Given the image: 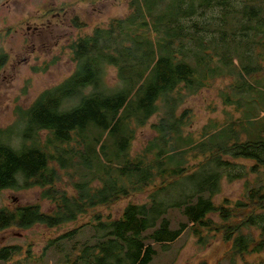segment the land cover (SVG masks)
Returning a JSON list of instances; mask_svg holds the SVG:
<instances>
[{
	"label": "trees",
	"instance_id": "trees-1",
	"mask_svg": "<svg viewBox=\"0 0 264 264\" xmlns=\"http://www.w3.org/2000/svg\"><path fill=\"white\" fill-rule=\"evenodd\" d=\"M236 1L129 0L126 16L69 42L74 70L16 112L19 145L0 133V190L39 186L52 209L36 203L0 207V230L58 227L90 212V220L48 241L46 247L56 245L84 226L93 231L92 242L66 249L56 264H151L153 243H169L187 227L201 245L221 236L234 262L264 252V182L245 187L240 199L213 200L222 178L233 181L264 169V126L249 129L264 123V115L244 114L239 124L208 123L198 137L183 131L191 123L189 109L181 108L184 97L203 85L196 73L233 75L224 102L240 108L231 92L250 90L248 77L259 69L251 37L243 45L244 62L234 63L249 29L263 39L258 55L264 61V7L245 2L239 8ZM214 8L218 15L201 18ZM107 65L116 69L112 87L103 80ZM88 86L92 90L84 93ZM157 113L154 135L132 153L136 128ZM239 159L252 164L246 168ZM58 170L66 172L70 189L54 184L62 178ZM138 193H146L145 200L127 202L118 216L98 209ZM171 209L185 217L175 228L166 216ZM16 250L0 246V261Z\"/></svg>",
	"mask_w": 264,
	"mask_h": 264
},
{
	"label": "rangeland",
	"instance_id": "rangeland-1",
	"mask_svg": "<svg viewBox=\"0 0 264 264\" xmlns=\"http://www.w3.org/2000/svg\"><path fill=\"white\" fill-rule=\"evenodd\" d=\"M129 0H0V48L8 54V61L0 70V133L2 140L13 147H17L20 138V125L17 121L18 108L27 107L37 94L64 79L75 68L72 61L69 42L79 36L90 34L94 27H107L113 18L126 16L130 8ZM237 1H239L237 3ZM236 5L241 8L243 3L250 2L254 6L263 8L264 0H237ZM48 10L59 11V16L54 18L46 28L33 30L32 26L42 18L41 13ZM219 9H207L204 17L218 15ZM235 15V14H234ZM262 15V13H261ZM237 21L243 20L235 15ZM51 16H49L50 18ZM45 19V18H44ZM43 19V20H44ZM229 20H233L229 18ZM75 22H78L76 25ZM256 19H251L249 24L253 26ZM264 31V26L261 25ZM264 33V32H263ZM248 36L241 39L242 46L234 55V63L237 60L244 62V43L253 38V63L259 69L251 73L248 79L253 87L243 93L231 92L232 103L224 102V94L227 86L234 82L235 77L229 74H211L206 78L196 76L203 82L201 88L193 93L187 92L181 108L186 107L191 113V123L183 128L184 132H191L198 137L201 128L205 124H219L221 122L242 121L244 114H249L254 119L255 115H264V61L258 55L261 51L258 40H263L253 29H249ZM44 42V44H42ZM239 42V43H240ZM240 45V44H239ZM24 58V59H23ZM103 80L108 87L117 82L116 69L112 66L104 67ZM92 87H86L83 92H90ZM160 116L159 113L152 116L147 122L136 128L135 138L132 141L131 151L135 153L141 149L144 143L154 135L151 123ZM244 120V119H243ZM255 122V121H253ZM254 129H261L263 122L255 123ZM44 131H39V140L44 142ZM27 142V140H26ZM50 151V148H49ZM239 163L249 168L252 160L239 159ZM52 163H54L52 161ZM59 181L54 184L57 187L70 189L71 185L66 172L63 170ZM74 176V175H72ZM264 182V169L258 172H249L247 176L227 181L222 178L220 190L213 197L215 203L224 198L230 200L240 199L245 187L255 186ZM39 186L27 188H4L0 190V207L12 208L15 205L36 203L44 211L52 209L51 203L41 197ZM72 192V191H71ZM146 193H138L119 199L109 206H104L100 211L106 215L118 216L127 202L139 203L144 201ZM91 213L80 216L76 221L66 223L58 227H46L40 224H32L28 227L11 225L0 230V246L13 245L17 250L6 261L0 264H56L59 255L72 246L81 245L84 242H92V229L89 226L80 227L70 239L57 240L56 245L46 247L50 239H56L61 233L78 226L81 222L90 220ZM166 216L170 220L171 227L175 228L185 217L180 210L171 209ZM212 219L218 222L216 215ZM254 231V236H257ZM207 245H201L196 238L185 228L174 240L163 245L153 243L156 250L151 264H264V252L260 254H247L243 259L236 257L235 262L230 259L229 243L222 241L221 236L209 237ZM73 244V245H71ZM80 247V246H79Z\"/></svg>",
	"mask_w": 264,
	"mask_h": 264
},
{
	"label": "flooded vegetation",
	"instance_id": "flooded-vegetation-1",
	"mask_svg": "<svg viewBox=\"0 0 264 264\" xmlns=\"http://www.w3.org/2000/svg\"><path fill=\"white\" fill-rule=\"evenodd\" d=\"M56 11L57 10H48L47 9V11L42 12L41 15H42L43 19L44 18L45 19L43 20L42 18L38 17V19H40V20L38 21L37 24L32 26L33 30H37V32H39L38 31L39 29L46 28L50 23H52L54 18L59 16V11L58 12H56ZM49 16H51V17L49 18ZM42 44H44V42ZM8 59H9L8 54H5L2 51V49L0 48V70L5 66Z\"/></svg>",
	"mask_w": 264,
	"mask_h": 264
}]
</instances>
